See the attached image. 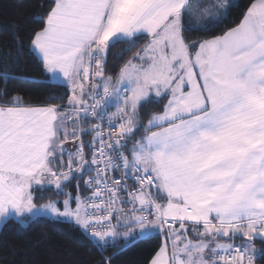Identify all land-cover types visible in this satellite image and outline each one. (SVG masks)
<instances>
[{
  "label": "snow or ice",
  "instance_id": "obj_1",
  "mask_svg": "<svg viewBox=\"0 0 264 264\" xmlns=\"http://www.w3.org/2000/svg\"><path fill=\"white\" fill-rule=\"evenodd\" d=\"M237 6L50 0L27 21L39 27L10 25L0 223L69 224L97 264L147 239L160 243L144 264L264 258V0L222 27ZM118 43L132 55L111 73ZM25 54L64 91L43 104L16 93Z\"/></svg>",
  "mask_w": 264,
  "mask_h": 264
},
{
  "label": "trees",
  "instance_id": "obj_2",
  "mask_svg": "<svg viewBox=\"0 0 264 264\" xmlns=\"http://www.w3.org/2000/svg\"><path fill=\"white\" fill-rule=\"evenodd\" d=\"M48 3L50 0H0V55L10 50L15 54L8 47L11 42L10 32L13 31L9 26L19 22L22 31L39 27L30 25L27 21L42 11L40 5ZM236 4L238 6L232 10L228 21L222 27L232 26L239 21L248 0H236ZM43 11H47V8ZM24 39L26 41L27 37ZM125 47L126 45L118 43L110 49L108 69L111 73L118 71L132 55L131 52L122 53ZM20 68L25 79L10 87L23 95L26 102L43 104L53 92L59 94L64 91L63 88L51 84L40 62L31 55L25 54L21 57ZM74 185L75 181L70 189L74 190ZM44 195L47 196L48 193ZM159 243V239L137 242L117 255L114 264H144L145 258ZM255 243L260 249H264V243L260 240ZM98 260L97 252L88 247L87 239L79 229L51 218H43L27 226L8 221L0 228V264H97ZM256 264H264V258L257 259Z\"/></svg>",
  "mask_w": 264,
  "mask_h": 264
},
{
  "label": "rangeland",
  "instance_id": "obj_3",
  "mask_svg": "<svg viewBox=\"0 0 264 264\" xmlns=\"http://www.w3.org/2000/svg\"><path fill=\"white\" fill-rule=\"evenodd\" d=\"M235 2H236V0H235ZM68 190L69 191H73V192L75 191V189L74 190L73 189H68ZM2 224L3 223H0V228H1ZM257 240H259V239H257ZM255 246H256L257 249H260V247L256 243H255Z\"/></svg>",
  "mask_w": 264,
  "mask_h": 264
}]
</instances>
